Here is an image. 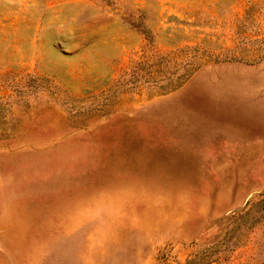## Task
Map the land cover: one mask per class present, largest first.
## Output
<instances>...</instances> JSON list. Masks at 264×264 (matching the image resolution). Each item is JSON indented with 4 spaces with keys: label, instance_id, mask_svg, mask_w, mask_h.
<instances>
[{
    "label": "rangeland",
    "instance_id": "obj_1",
    "mask_svg": "<svg viewBox=\"0 0 264 264\" xmlns=\"http://www.w3.org/2000/svg\"><path fill=\"white\" fill-rule=\"evenodd\" d=\"M0 264H264V0H0Z\"/></svg>",
    "mask_w": 264,
    "mask_h": 264
}]
</instances>
